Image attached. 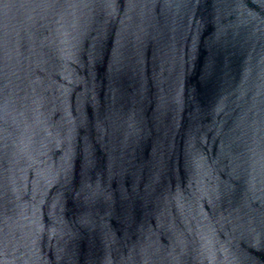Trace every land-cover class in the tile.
<instances>
[{"label": "water", "instance_id": "obj_1", "mask_svg": "<svg viewBox=\"0 0 264 264\" xmlns=\"http://www.w3.org/2000/svg\"><path fill=\"white\" fill-rule=\"evenodd\" d=\"M0 264H264V0H0Z\"/></svg>", "mask_w": 264, "mask_h": 264}]
</instances>
